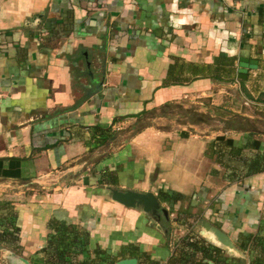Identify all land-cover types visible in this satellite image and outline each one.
<instances>
[{"label": "crops", "instance_id": "1", "mask_svg": "<svg viewBox=\"0 0 264 264\" xmlns=\"http://www.w3.org/2000/svg\"><path fill=\"white\" fill-rule=\"evenodd\" d=\"M240 57L258 61L246 79ZM219 139L264 162V0H0V233L18 227L20 249L1 243L0 264H23L5 249L49 264L54 220L118 260L135 248L167 260L184 222L200 235L207 220L251 264L264 170L225 179L207 154ZM108 186L153 192L168 215ZM160 191L183 198L171 206Z\"/></svg>", "mask_w": 264, "mask_h": 264}, {"label": "trees", "instance_id": "2", "mask_svg": "<svg viewBox=\"0 0 264 264\" xmlns=\"http://www.w3.org/2000/svg\"><path fill=\"white\" fill-rule=\"evenodd\" d=\"M234 61L235 58H233V65H235ZM216 72V78L221 79L224 76L222 75L224 73L223 69ZM233 72L234 67L229 78L231 81L235 79ZM199 73L203 72L199 71ZM225 75L228 77L229 72ZM207 154H212L216 162L226 168L227 173L224 178L231 182L241 181L264 170V162L261 163L259 158L257 159V156L254 159H250L245 153V147L230 143L225 139L211 142L208 145ZM159 196L161 199L168 201L171 206L183 198L182 194H169L163 191L159 192ZM183 216L186 219L194 217L193 214L185 215L184 212H180L178 213V220H182ZM184 224L186 226L189 225V231L176 242L172 255L167 260L151 258L148 253L141 252L138 248H135L133 252H129L130 255L139 258V264H209V260L214 262V264H245L240 258L225 256L223 250L206 241L193 229L194 222L185 221ZM8 226L13 230L0 233V244L3 242L8 243L6 246L12 248L14 251L20 250L18 245L19 229L10 224ZM50 227L55 230L56 236L50 238L49 246L54 245L52 246L54 251L48 257L47 262L49 264H74V261L75 264L117 263V255L110 254L107 250L101 248H97L93 253L89 254L87 252L88 234L81 227L77 225H64L63 222L57 223L55 220L50 223ZM248 239L253 240L252 243L256 247V250H252L250 254L251 264H264V234L252 235ZM244 246V244L240 243L242 249H246ZM85 251L87 252V257L79 260V256ZM123 255L126 254L122 252L119 257Z\"/></svg>", "mask_w": 264, "mask_h": 264}, {"label": "water", "instance_id": "3", "mask_svg": "<svg viewBox=\"0 0 264 264\" xmlns=\"http://www.w3.org/2000/svg\"><path fill=\"white\" fill-rule=\"evenodd\" d=\"M258 67L257 60H250L246 57H240L238 62V78L246 79L249 69H256ZM109 194L111 198L127 207L141 208L146 213H151L158 216V212H163L165 216L168 215L167 210L161 206L159 198L153 192H139L132 189L115 188L108 186ZM200 225V235L209 243L219 247L224 253H227L231 257H245V253L234 243L230 235L221 228L213 225L207 220H202ZM5 256L11 258L14 261L28 264V261L15 252L5 249ZM13 261V262H14ZM138 259L123 258L117 261L116 264H137ZM209 264H212L209 261Z\"/></svg>", "mask_w": 264, "mask_h": 264}, {"label": "rangeland", "instance_id": "4", "mask_svg": "<svg viewBox=\"0 0 264 264\" xmlns=\"http://www.w3.org/2000/svg\"><path fill=\"white\" fill-rule=\"evenodd\" d=\"M236 109V108H235ZM174 113V115H177L176 113H177V111H174L173 112ZM233 113V115H232V117L230 118V121H231V124L233 125H237V126H239L238 124H239V121H240V117H239V113L238 112H232ZM182 114H184V113H182ZM257 114H258V112H257ZM184 118V117H183ZM182 121V120H181ZM185 122V121H184ZM236 126V127H237ZM10 209V208H9ZM8 212H10V211H8ZM8 212H7V215H8ZM235 243V242H234ZM173 249H174V247H173ZM244 253V252H243ZM246 255V254H245ZM79 258H80V256H79ZM82 258H84V257H82ZM76 260H78V259H76ZM80 260V259H79ZM74 264H75V261H74Z\"/></svg>", "mask_w": 264, "mask_h": 264}]
</instances>
